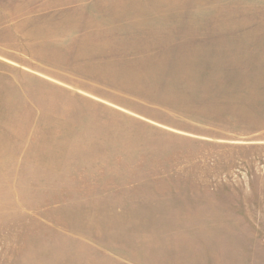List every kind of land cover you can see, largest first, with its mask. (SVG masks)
Wrapping results in <instances>:
<instances>
[{
    "label": "rangeland",
    "instance_id": "obj_1",
    "mask_svg": "<svg viewBox=\"0 0 264 264\" xmlns=\"http://www.w3.org/2000/svg\"><path fill=\"white\" fill-rule=\"evenodd\" d=\"M0 264H264V0H0Z\"/></svg>",
    "mask_w": 264,
    "mask_h": 264
}]
</instances>
